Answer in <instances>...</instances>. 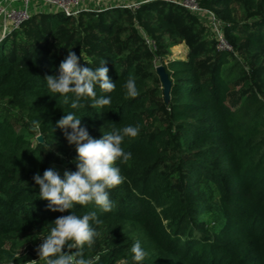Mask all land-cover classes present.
Instances as JSON below:
<instances>
[{
  "label": "trees",
  "instance_id": "obj_1",
  "mask_svg": "<svg viewBox=\"0 0 264 264\" xmlns=\"http://www.w3.org/2000/svg\"><path fill=\"white\" fill-rule=\"evenodd\" d=\"M235 1L209 2L233 52L218 50L217 38H204L180 6L169 3L163 10L161 1L142 6L140 16H154L161 29L173 31L190 47L186 59L161 57L172 82L168 125L163 128L157 127L160 116L152 100L154 94H162L155 85L160 79L156 64L137 66L135 58L150 52L147 46L127 53L130 40L114 43L118 15L111 19L110 12L67 16L40 10L1 40L0 101H9L44 140L32 138L25 128L17 129L12 116L0 112V262L23 264L37 257L40 244L35 246L36 241L28 254L19 255L7 245V237L39 218L60 213L49 210L48 201L40 199L33 176H43L54 163L76 171V145H70L65 130L56 126L62 116L73 112L94 138L114 128L140 126L139 134L125 137L121 145L131 159L114 165L125 179L108 190L114 205L111 211L90 204L61 213L82 216L95 211L102 223L90 224L98 233L104 227L120 228L111 238L106 264L122 259L137 264L130 251L136 240L148 253L139 264H264V89L253 85L259 72L251 80L243 78L237 73L240 62L230 58L243 47L256 63L264 58V0H240L254 12L243 24L235 20ZM92 16L102 17L94 20L99 33L87 32L92 27L87 23L84 33L77 28L66 32L65 42L51 43L65 31L62 26L82 18L84 24ZM8 42L12 48L8 49ZM75 43H84L90 55L86 61H96L87 64L81 59V66L95 70L107 61L104 66L116 88L105 93L96 85L95 91L111 97L109 106L93 108L88 98L81 101L83 108L72 109L71 99L64 104L62 96L49 92L45 76L58 75L65 53ZM53 47L59 52L50 53ZM205 52L211 59L202 65ZM130 75L139 91L135 98L127 97L123 87ZM47 144L52 147L45 148ZM93 247L85 246L86 258Z\"/></svg>",
  "mask_w": 264,
  "mask_h": 264
},
{
  "label": "clouds",
  "instance_id": "obj_2",
  "mask_svg": "<svg viewBox=\"0 0 264 264\" xmlns=\"http://www.w3.org/2000/svg\"><path fill=\"white\" fill-rule=\"evenodd\" d=\"M80 56L69 49L67 56L61 61L58 75H46L49 92L64 98V104L69 103L72 109L84 107L83 99L90 98L93 108H104L112 103L110 96H98L95 86L105 93L115 90L108 75L109 69L102 65L95 70L89 66H81ZM123 87L126 96L135 98L139 95L136 81L133 76L126 79ZM71 94V97H69ZM57 127L65 130L68 143L76 145L77 159L73 161L76 171L65 170L63 176L54 168L44 171L43 176L39 173L33 176L36 185H39L40 199L48 201L47 208L53 212L64 213L73 209L76 205L87 206L95 204L104 212L113 208V202L109 198L110 189L122 184L124 177L119 167H115L117 160L126 163L131 159V153H126L121 147L125 137L135 138L140 131L139 125H127L123 128H114L113 131L104 133L101 138H94L89 134L87 127L81 126V119L73 112L57 121ZM71 129L69 133L67 129ZM62 157L61 153H57ZM102 223L95 211H89L82 216L72 212L66 216H60L44 237L43 243L36 249L39 260H30L26 264H38L40 260L44 264H94L99 256L86 258L85 246L91 248L99 233L90 224ZM67 248L68 251L64 249ZM72 249L77 251L72 252ZM133 260L139 264L145 260L148 253L142 248L139 240H136L130 249Z\"/></svg>",
  "mask_w": 264,
  "mask_h": 264
},
{
  "label": "rangeland",
  "instance_id": "obj_3",
  "mask_svg": "<svg viewBox=\"0 0 264 264\" xmlns=\"http://www.w3.org/2000/svg\"><path fill=\"white\" fill-rule=\"evenodd\" d=\"M81 7L83 8L84 12H88L92 15H97L99 13L104 12H110L111 13V19L115 18L118 15V19L120 21L117 22V28L118 32L116 35L114 34L112 37V40H114V43L116 44H122L125 40H130L129 47L127 53H131V51L135 49H144V47H148L150 49V52L145 53V56L139 55L136 56L135 62L138 67L142 66L143 64H146L147 62H152L156 64V67L159 65H162L161 57L165 55L167 58H181L186 59L187 55L190 51V47L188 43L185 41V39H179L176 38V35L171 30H164L161 29L158 26V20L152 15L148 16V18H144L143 16H140L139 12L143 9L142 6L149 2H155V1H161L164 7L163 10H167V5L169 3H174L177 6H180L184 12L186 13L184 16L186 18H190L195 20L198 29V32H201L204 34V38L207 40H215L217 38L218 44L216 48L218 50H228L232 51V48L228 46L227 44H223L219 39V33L223 34V23L218 19L213 17V10L209 7L210 0H173V1H162V0H79ZM34 1L32 0V4ZM21 2H16L15 6H21ZM234 14H235V20L243 24L245 21L250 19L254 12L246 8L243 3L240 0H236L232 3ZM40 7V6H39ZM41 11L45 12V10L51 14L57 11H60L58 7L56 6H42ZM37 11L38 7H37ZM81 11L80 13H82ZM80 13L77 15L79 16ZM178 13V12H177ZM216 16V15H215ZM79 18V17H78ZM99 16H92V18H87L86 23L83 24L85 21V18L80 19L76 24L69 25L67 27L62 26V28H65L64 32H61L58 34L57 38L52 39L51 43L54 42L55 44L62 42L65 38V36L68 34L66 32H72L73 30L77 28H82L81 32L84 33L86 30H84V27L87 23L92 24V27L87 32H94L99 33L101 29H99L98 25L95 24L97 21L94 20H100ZM105 20H108L107 17L104 16ZM103 19V20H104ZM84 20V21H83ZM83 21V22H82ZM112 20H110L111 22ZM109 22V21H108ZM109 22V23H110ZM26 27V26H25ZM24 27V28H25ZM26 27L25 29H27ZM69 28V29H66ZM28 31V30H27ZM46 40L43 43V46L47 43ZM65 42V40L63 41ZM121 42V43H120ZM126 42V41H125ZM84 45V43H82ZM78 44H71L70 49L74 52H76L77 56H80V53H83V58L88 59L89 53L86 52V49H84ZM12 48V42H8V49ZM55 49V47H53ZM78 50V51H77ZM58 53L59 51L57 49L50 51V53L53 52ZM68 52L65 53L64 58L67 56ZM123 55V54H122ZM205 58H202V65H204V60L206 58L209 60L211 59V54L205 52ZM143 56V57H142ZM236 56V57H235ZM230 56L231 60L233 62L239 61L241 64V67L237 69L238 75H240L243 78H248V80H251L254 73L259 72L256 74V79L254 80L253 85L258 86L261 90L264 89V58L261 60L260 63H256L254 60L253 54L249 52V50L246 47H243L237 54ZM82 59V58H81ZM83 60V59H82ZM200 60V62H201ZM90 62L93 64L96 63V61L91 58L89 59ZM107 61H105L106 63ZM205 70H208L209 65L204 66ZM160 78V77H159ZM155 85L159 86L162 89V94H154L152 96V100L156 103V108L159 112L160 121L157 123L158 128H163L168 125V101L165 99L164 91H163V85L161 83V80L159 79V82H157ZM0 112L8 113L12 116L15 126L17 129L25 128L26 130H29L30 136L34 138L36 135V138L39 134H36V128L27 120V118L17 111V109L13 108L9 101H0ZM52 146L50 144L45 145V148H51ZM51 168H54L55 170L59 171L61 176H63V172L67 169L72 171V167H68L64 164L60 163H54ZM211 195L214 199V204L217 208H219L218 199L216 192L211 190ZM62 216L61 213H54L51 215H48L46 217H42L37 219L34 223L26 227L23 231H20L14 235H10L7 237V245L10 247H14V249L18 252V254H28L29 253V246L34 245L35 241L37 244L35 246H38L43 242L44 237L42 235H47L52 227H55L54 221ZM91 223V221H90ZM103 231L99 232L98 238L96 242L94 243V247L91 250V258H94L96 256H99V260H94V264H106V254L110 249V246L112 245L111 238L114 233L118 232L120 228L117 227H104L102 229ZM30 260H39V256L37 257H29L27 261ZM26 261V262H27ZM23 263V264H26ZM0 264H12L8 262H0ZM38 264H44L43 260H40ZM117 264H130V262L126 259H122Z\"/></svg>",
  "mask_w": 264,
  "mask_h": 264
},
{
  "label": "built area",
  "instance_id": "obj_4",
  "mask_svg": "<svg viewBox=\"0 0 264 264\" xmlns=\"http://www.w3.org/2000/svg\"><path fill=\"white\" fill-rule=\"evenodd\" d=\"M0 0V18L4 23L5 35L10 34L14 30L21 27V25L29 20L34 11L41 10L42 6H56L60 11L64 12L67 16H77L83 8L81 7L79 0ZM162 1H173V0H162ZM16 2H21L22 5L15 6ZM40 6V7H39ZM213 17H217L213 14ZM219 39L224 44L230 46L224 38L222 33H219ZM231 47V46H230Z\"/></svg>",
  "mask_w": 264,
  "mask_h": 264
},
{
  "label": "water",
  "instance_id": "obj_5",
  "mask_svg": "<svg viewBox=\"0 0 264 264\" xmlns=\"http://www.w3.org/2000/svg\"><path fill=\"white\" fill-rule=\"evenodd\" d=\"M156 70H157V74L160 77L161 83L163 85V91H164L165 99L168 101L170 98V90H171V85H172L171 78H170L166 68L164 67V65L157 66ZM37 140L39 142H43V140H44L43 136L41 134H39L37 136Z\"/></svg>",
  "mask_w": 264,
  "mask_h": 264
},
{
  "label": "crops",
  "instance_id": "obj_6",
  "mask_svg": "<svg viewBox=\"0 0 264 264\" xmlns=\"http://www.w3.org/2000/svg\"><path fill=\"white\" fill-rule=\"evenodd\" d=\"M40 11V10H39ZM36 12H38L37 10H35L34 11V13H36ZM33 13V14H34ZM3 26H4V23H3V20L0 18V42H1V40L7 35H5V32H4V28H3Z\"/></svg>",
  "mask_w": 264,
  "mask_h": 264
}]
</instances>
